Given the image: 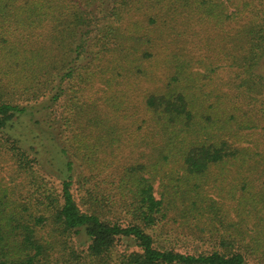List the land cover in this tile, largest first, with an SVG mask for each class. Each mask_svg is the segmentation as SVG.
Listing matches in <instances>:
<instances>
[{
	"label": "trees",
	"instance_id": "trees-1",
	"mask_svg": "<svg viewBox=\"0 0 264 264\" xmlns=\"http://www.w3.org/2000/svg\"><path fill=\"white\" fill-rule=\"evenodd\" d=\"M10 158L0 264H264V0H0Z\"/></svg>",
	"mask_w": 264,
	"mask_h": 264
},
{
	"label": "rangeland",
	"instance_id": "rangeland-1",
	"mask_svg": "<svg viewBox=\"0 0 264 264\" xmlns=\"http://www.w3.org/2000/svg\"><path fill=\"white\" fill-rule=\"evenodd\" d=\"M152 85L148 84V83H142V87L143 88H147V87H151ZM102 89H103V85L99 82H96L93 85L92 90L89 92V95L92 98H98L101 94H102ZM46 139V138H44ZM43 139V142H39L37 144V148L39 149L40 153H38L39 157H43L44 159H50L51 160V165L50 166H46L44 167L46 171V173L49 174V178H51L54 182H58L60 180L59 176H58V167H57V163L53 162V152L55 151L53 149V147L50 145L49 142H47L46 140ZM46 143V144H45ZM107 152L105 153H100L102 156H108V158H115V160L117 159V161L119 163H121L122 161H124L126 159V153H127V147L123 146L120 149H117L114 153L111 151V149H106ZM31 153H35L33 150H30ZM1 162V160H0ZM13 160L10 158L8 159L6 162H1L0 164V168L2 167L3 170L0 172L1 174H7L10 173L13 169ZM75 196H76V200L78 201L79 206L81 207V209H85V207L83 206L81 200H80V193L79 191L75 192ZM190 239V238H189ZM166 245V243H164ZM174 246H176L174 243H172ZM180 244V243H179ZM178 248V247H177Z\"/></svg>",
	"mask_w": 264,
	"mask_h": 264
}]
</instances>
